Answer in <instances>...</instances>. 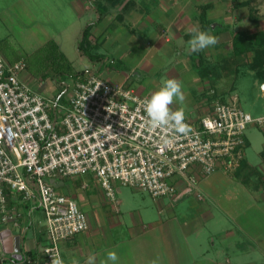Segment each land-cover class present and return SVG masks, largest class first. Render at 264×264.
Listing matches in <instances>:
<instances>
[{"label":"crops","instance_id":"1","mask_svg":"<svg viewBox=\"0 0 264 264\" xmlns=\"http://www.w3.org/2000/svg\"><path fill=\"white\" fill-rule=\"evenodd\" d=\"M67 1L61 2V6L72 22L81 21L88 13L90 22L85 25L88 27L85 46L88 54L98 57V60L105 54L98 69L103 68L101 77L107 81L150 97L165 80L176 79L182 83L185 100L182 103L174 100L171 108L173 111L183 109L186 119L195 123L212 109L213 102L204 101L208 90L211 94H223L219 89H225L230 92L227 96L229 102L234 101L253 116L264 115V0ZM18 11L17 18L31 21L22 8ZM52 11H48L51 18L56 12L60 15L54 6ZM25 24L26 29L32 25L31 22ZM84 28L72 33L78 43ZM26 29L23 41L27 44L32 42L41 46L53 39H45L42 33H34L32 29L28 33ZM193 29L218 37V43L190 53L188 41L192 38ZM78 53L85 56L79 50ZM213 56L218 61L212 65L216 71L206 72V65L213 61ZM94 60L91 61L94 63ZM97 65L93 64L94 67ZM229 70L233 72L231 78ZM225 77L231 79V87L222 80ZM243 79L248 80V83L245 81L247 88L242 85ZM37 89L51 95L55 87L50 84L43 88L35 84L33 90L38 92ZM249 127L251 129L245 134V147L248 146L250 151L246 153L244 148L243 158L235 171L219 168L211 174L213 178L211 176L210 180L189 185L194 189H186L181 177H173L172 182L181 194L174 199L151 197L157 205L154 210L151 204L148 214L129 210L127 216L118 207L111 209L104 201L103 189L90 173L83 174L82 180L63 179L59 186L74 198L89 223L86 231L60 244L65 264H72L73 260L86 264L90 255L95 256V264H103L109 251L116 252V264H153V261L155 264H264V235L249 231L237 221V214L231 216L222 206L224 197H231L233 209L230 210L238 212L239 216L253 207L264 212V132L252 125ZM234 177L239 180L234 181ZM218 185L222 189H218ZM191 191H194L195 206L187 207H192V215L188 219H180L175 202L190 196ZM19 196L12 193L8 202L9 208L16 213L15 223L10 222L0 229V264L8 259L12 260L8 264H27L26 259L31 253L34 254L33 260L38 262L41 259L45 219L42 213V222L25 214L22 207L25 203ZM199 201L200 206L196 205ZM113 202L119 204L117 200ZM219 213L233 219L234 232L223 223L207 224L220 216ZM205 226L210 235L217 234L219 240L235 234L239 236L235 240L237 250L232 251L231 248L230 252L228 246L221 248L219 253L210 255L204 250L199 252L198 258L194 257L191 251L199 244L194 234ZM244 242L249 245L247 249L240 246ZM211 247H214L213 242ZM245 258L252 260L246 261ZM184 259L189 262L182 263ZM201 260L206 261L202 263Z\"/></svg>","mask_w":264,"mask_h":264},{"label":"built area","instance_id":"2","mask_svg":"<svg viewBox=\"0 0 264 264\" xmlns=\"http://www.w3.org/2000/svg\"><path fill=\"white\" fill-rule=\"evenodd\" d=\"M24 66L0 53V223H15L7 189L36 199L45 219L41 259L28 257L27 264H51L62 242L89 228L86 214L53 177L90 173L112 201L116 182L153 199L176 198L181 193L173 177L188 189L195 169L233 172L243 158L247 126L264 132V115L221 100L196 123L185 120L193 129L187 136L153 130L145 111L149 97L89 72L75 79L60 104L18 79ZM165 135H175V142L162 143Z\"/></svg>","mask_w":264,"mask_h":264},{"label":"rangeland","instance_id":"3","mask_svg":"<svg viewBox=\"0 0 264 264\" xmlns=\"http://www.w3.org/2000/svg\"><path fill=\"white\" fill-rule=\"evenodd\" d=\"M61 2L64 4L67 3L68 1L67 0H0V53L4 57L5 61L9 64H13L17 61H22L24 63L25 65L24 68L17 74V77L21 82L28 85L32 89L35 87V84L43 88L48 87L51 84L52 86L55 87L51 95L47 91L45 93L38 91V89L37 91L41 93L43 96H46V98H51L53 100L57 99V101L60 104H64L66 96L70 91V86L73 84V82L78 76H81L89 72L101 76V72L103 71V68L102 70L101 69L99 70L98 67L99 66L101 67L102 63H100V61L102 58H105V54L104 56H101L100 60L95 59L93 63L86 56H82L78 53L77 50L78 42L76 40L77 37L72 36V33L76 29L78 30L84 28L86 23L90 22V19L88 18V13H87V15H85L83 19H81V21L76 20L72 22V19L71 20L69 19L68 15L64 11L63 6H61ZM53 6L54 8L55 7L58 8V10L60 11V15L58 12L54 11L56 13L54 17L51 18L52 15L48 11H51L52 13ZM18 8H22L24 12L27 13L31 21L27 19L24 21L23 19L25 18L22 19L17 18L19 12ZM5 17L8 18L10 17V19H6ZM24 22L25 23L31 22L32 24L31 27L29 26V28L26 29L27 25ZM35 25L36 27L34 28ZM63 28H66V30H64ZM25 29L26 32L28 33H29V29L30 30L32 29L34 33L35 32L42 33L45 39L46 38L48 39L50 37L53 39L50 41L47 40V43H44L41 46H39V44L37 43L33 44L32 42L27 44L23 41L25 37L24 35ZM66 35H68L69 37H67ZM27 37H29L30 40H32L29 34H27ZM86 51H88V49H86ZM212 59L213 61L209 62L206 65L208 66L206 67V72L216 71L212 67V65H215L216 63H218V61L215 59L214 56L212 57ZM93 64L94 65L98 64V65L94 67ZM227 72H228V76L231 78L233 76L232 74L233 72H231L230 70ZM229 77H225V79L222 80L225 81L224 83L227 82L228 86L231 87L232 81ZM239 77L241 76L239 75ZM243 80L244 81L242 85L247 88L246 82L248 83V80L246 79ZM239 84H241V82ZM219 91H222L224 93L222 94L216 92V94H211V90H208V93L207 92L205 93L204 101L213 102L215 100H221V101L229 102L227 96L230 94V92H228L225 89H221V90L219 89ZM249 126H247V128L245 129V134L248 133L249 129H251V127ZM256 131L261 133V131L257 129ZM245 148H246V153H248L250 151V148H248V146ZM193 174L196 179L194 183L198 182V185L210 180L211 176L213 178V175H211L212 173L203 174L198 169H195L193 171ZM77 178H80L82 180L83 175L81 174V175L72 176L68 180L76 181ZM52 179L57 184V186L63 182V179H59L57 177H53ZM236 180L239 179L234 177V181ZM192 185L194 186V184ZM98 186L100 187L99 184ZM115 187L119 188V190L115 191V195H114L115 200L119 201V204L110 200V198L106 196L105 191L101 190L104 197V201L106 203L108 202L111 209L113 208L115 209V207H118L120 211H122L123 213H126L129 210H135V211H139L142 215H144L146 213L148 214V211H150L149 206H151L152 204L155 207L154 210H156V205H157L156 202L154 203V201L151 199V196L146 191L139 190L134 187L122 186L118 182H116ZM222 187L223 189H227L224 186ZM188 188L194 189V187L192 186L190 187L188 186ZM217 188L222 189L221 185H218ZM13 193H15L16 195H20L16 191H13ZM193 193L194 191H191L190 196H186L183 200H179L175 202L176 205L175 210L179 214V217H181L180 219L184 217L185 219H188L192 215L191 214L192 207L188 209L187 206L194 205L193 203H195L193 201ZM201 196L203 197V195ZM19 197L21 198V196ZM170 199H174V198H170ZM230 200L231 197H227V198L224 197V203L222 205L224 209L227 210L230 215L232 214L231 216H235V214H237L235 216V218H237V221L241 222L242 225L245 226L249 231L259 232L260 235L262 234L264 235V212L257 207H253L251 209H248V211L246 209V211L239 216L238 212L230 210L233 209L232 205L230 204ZM22 201L23 203H25L22 206L24 208L25 214H30L32 218H39L40 222H42L43 218L40 217L42 211L37 200L22 199ZM200 204H201L200 201L196 202V205L200 206ZM241 204L244 205V203ZM216 212L218 214V211ZM126 215L129 216V213H126ZM211 223L213 225L215 223L216 224L223 223L224 227L226 226L228 227V229L230 228V231L233 232L236 229L233 226V224L235 223L233 222V219L228 218L224 214L216 217L215 220H211L207 222L208 225ZM7 224H10V222ZM4 226L5 224L0 223V229H2ZM9 227L11 226L9 225ZM12 230H15V228L12 227ZM208 233H209L208 227L205 226L204 229L194 234L195 241L199 242L198 245H195L196 249L195 250L193 249L191 251L194 257L198 258V256L201 255L199 252H202L204 250L210 252L209 253L210 255L214 254V252L219 253L221 251V248L223 249V247H228V246L230 247V249H228L229 251L231 250V248L232 251L237 250V245L235 243V240L239 236H237L236 234L233 236H229L228 238H225L223 240H219L217 234L210 235V233L209 234ZM212 242L214 243V247H211ZM240 246L246 249L249 247V245L246 242L241 243ZM245 259H247L246 261L252 260L249 258H245ZM201 261L203 263L206 260H201ZM183 262H189V260L186 261L184 259L182 263ZM193 262L194 261H191L190 263ZM8 263H12V260L11 259L5 260L3 264H8Z\"/></svg>","mask_w":264,"mask_h":264},{"label":"clouds","instance_id":"4","mask_svg":"<svg viewBox=\"0 0 264 264\" xmlns=\"http://www.w3.org/2000/svg\"><path fill=\"white\" fill-rule=\"evenodd\" d=\"M218 43V37L211 35L205 31L193 29L192 38L188 41V49L190 53L200 52L210 46ZM100 86V85H99ZM98 86V88H99ZM86 99V98H85ZM174 100L183 102L185 94L182 91V83L176 79H167L163 86L151 94L145 101V111L147 113V126L150 129H164L166 132L172 130L177 134L187 136L193 131L191 126L185 122V112L183 109L173 111L171 105ZM176 136L165 135L161 137L162 143L172 144L175 142ZM75 212V207L73 209ZM95 256L90 255L86 264H95ZM118 256L115 251L107 253V260L103 264H116ZM51 264H65L59 253L51 260ZM72 264H78L73 260ZM155 264V261H153Z\"/></svg>","mask_w":264,"mask_h":264},{"label":"trees","instance_id":"5","mask_svg":"<svg viewBox=\"0 0 264 264\" xmlns=\"http://www.w3.org/2000/svg\"><path fill=\"white\" fill-rule=\"evenodd\" d=\"M87 34H88V27L86 26L84 29H83V31H82V38H81V40L79 41V43H78V50L80 51V53H82V54H84L85 56H87L90 60H94V59H97L98 57H92V56H90L89 54H88V51H86V46H85V42H84V38H86V36H87ZM7 191V195H6V198H7V203L9 202V200H10V197H11V195H12V191H10V190H6ZM33 255L34 254H32L31 253V255H30V259H32L33 258ZM28 258V257H27ZM33 260V259H32Z\"/></svg>","mask_w":264,"mask_h":264}]
</instances>
